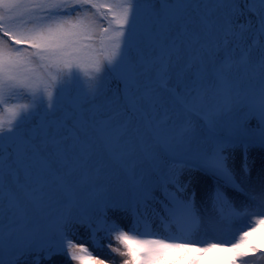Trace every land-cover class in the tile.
Segmentation results:
<instances>
[{
	"label": "snow or ice",
	"instance_id": "snow-or-ice-1",
	"mask_svg": "<svg viewBox=\"0 0 264 264\" xmlns=\"http://www.w3.org/2000/svg\"><path fill=\"white\" fill-rule=\"evenodd\" d=\"M0 110V264L261 251L264 0H0Z\"/></svg>",
	"mask_w": 264,
	"mask_h": 264
},
{
	"label": "rangeland",
	"instance_id": "rangeland-1",
	"mask_svg": "<svg viewBox=\"0 0 264 264\" xmlns=\"http://www.w3.org/2000/svg\"><path fill=\"white\" fill-rule=\"evenodd\" d=\"M109 87L118 88L120 85L117 82L113 81ZM20 103H27V100H20ZM0 115H3L5 118L7 116L2 110H0ZM255 155V153H254ZM259 217H252L249 220L248 217H245L243 220L234 223L231 227L225 228H215V229H202L198 236V240L203 241H220L222 243V247L217 250H213L212 252L206 253L203 257H201V264H233L235 261L236 264H239L237 261L236 253L230 250V245L232 242H238L239 235L243 231V229L249 226L250 223H254L256 219ZM122 226L127 227V221H122ZM157 227V230L161 232V234L166 235L167 233L164 231L162 227ZM140 231L144 230V226H139ZM89 233L84 228H80L79 232L73 235V239L78 243L86 244L91 247V241L88 239ZM250 241L258 248L261 249L260 252L255 253L254 255H250L247 258V264H264V232H255L249 238ZM106 243V242H105ZM95 254L100 256V258L105 259L106 261H115V264H121L122 260L125 259L123 257H119L110 252L106 247H96ZM43 264H75L68 260L64 256H56L52 261H44Z\"/></svg>",
	"mask_w": 264,
	"mask_h": 264
},
{
	"label": "trees",
	"instance_id": "trees-1",
	"mask_svg": "<svg viewBox=\"0 0 264 264\" xmlns=\"http://www.w3.org/2000/svg\"><path fill=\"white\" fill-rule=\"evenodd\" d=\"M241 22H243V18H241Z\"/></svg>",
	"mask_w": 264,
	"mask_h": 264
}]
</instances>
